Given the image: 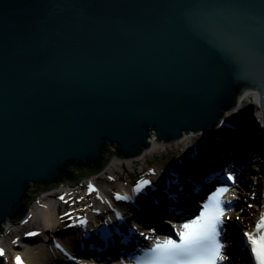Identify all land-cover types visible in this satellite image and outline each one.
Returning <instances> with one entry per match:
<instances>
[{
	"label": "water",
	"instance_id": "obj_1",
	"mask_svg": "<svg viewBox=\"0 0 264 264\" xmlns=\"http://www.w3.org/2000/svg\"><path fill=\"white\" fill-rule=\"evenodd\" d=\"M248 89L264 140V0H0V225Z\"/></svg>",
	"mask_w": 264,
	"mask_h": 264
},
{
	"label": "bare ground",
	"instance_id": "obj_2",
	"mask_svg": "<svg viewBox=\"0 0 264 264\" xmlns=\"http://www.w3.org/2000/svg\"><path fill=\"white\" fill-rule=\"evenodd\" d=\"M227 118H229L236 125H238L237 123H239L240 120L245 121L246 127H248L249 130L253 131V133H255V134L258 133V136L260 135L263 139V128H262L259 104H258V99H257V96H256L254 89H248L237 100V103L233 107L228 109L222 115L221 119H226V120H223V122H230V121H227ZM181 134H182V137L179 139L180 141L179 140L177 141V143L183 144V145L185 143L188 144L193 139L202 138V136L204 135V134L195 133L192 131H182ZM158 138H159L158 133L156 131L150 129L148 131V137L146 139L147 143H148V144H146L147 148H146V146H144V147L141 146V148L139 149L140 153H138L139 156H135L133 158H120V157H118L115 160H113L111 163L108 164V167L106 168V170L112 171V170L117 169V168L121 169L125 165H127V167L131 168V167L135 166L136 164H139L142 161H144V159H146L147 156H150L152 154L157 153L162 148H164V150H163L164 152H168L169 147H170L168 145H171L172 144L171 142H173V141L167 142L165 140L164 141L159 140ZM135 147H132L130 150H127L125 148L124 153L133 154L132 152L134 149H136ZM193 161H194V159L190 160L189 164H191ZM124 171H125V169H124ZM90 183H92V185L95 186V183H93L92 180ZM65 185H67V183H65ZM65 185L60 184L59 185L60 188L57 187L53 191L52 190L51 191L53 192V194L54 193L57 194V193L64 192V191H69L71 186H68V185L65 186ZM199 186H201V184ZM75 187L76 186H73L74 189H76ZM79 189L80 188L78 187L77 190H79ZM98 191H100V194L98 195V197H101L102 193H105V194L108 193L106 190H104V188H99ZM26 194L29 196H32V190H30V188H29ZM51 194H52L51 192L45 193L44 191H42L38 195L37 199H39V200L34 204L33 208H29V211H28L29 216H30L29 218H34V219L29 222L30 227H24L23 228L25 230L22 231L23 238L20 239V242L26 243L24 245H27L28 248L33 247L36 249V248L41 247V249H39L40 254L38 253V251H36L37 253L33 252V254L34 255L39 254L40 258H42V259H44L43 253H46L45 251H47L48 248H50L51 246L53 247L54 245H58V247H55V249L53 247V249L55 250V252L57 254H60L62 252V250L63 251L72 250L74 253H79L81 251L87 250L88 248H91V246H93V242L83 238L82 228H81V231L78 229L72 230L70 228L66 229L64 226L60 225V223H59L60 214L56 213V210L54 211V208H55L54 204L50 205L51 201H53L52 199H54L53 196H51ZM227 195L228 194H226V193L222 194L220 199H224ZM50 197H51L50 201H47V199ZM103 197L104 196H102V198ZM106 197H108V194ZM188 206H189V201L187 199V204H185V207H188ZM98 208H101V206H99ZM92 211L94 212L95 210H92ZM93 214H95V215L92 216ZM100 214H102L101 211H98L96 213H92L91 215H90V213H88L90 221L91 222L93 220L95 221L100 216ZM107 214H108V212H107ZM108 218L109 217H107V220H108ZM99 219L104 221V218H99ZM19 221H16L15 218H6L5 221L0 225V228H2V232H0V249L2 251H3L2 245H4V242L6 240L5 239L6 235H8L10 233L12 228H14V226L16 224H18ZM174 226L179 228V230H178L179 232H181L183 229L182 225L177 224ZM5 228H7V229H5ZM35 228H38L36 230L38 233L43 234V238L38 239L39 241L37 240V242L33 241L31 243V241H29L27 239L29 238V235H31V232L33 231L32 229H35ZM85 229H88V227L85 226ZM27 232H28V235L25 237ZM97 239H98L97 236L94 238L93 237L91 238V240H94V241ZM14 245H15V243H14ZM20 246H22V245H20ZM27 247H26V249H27ZM5 248H7V247L5 246ZM17 256L20 257L21 264H26V263H24L23 260H26L28 264H38V260L36 261L35 257H32L23 251L21 252L18 249L17 250L7 249L4 252V255H3V260L5 262L4 264H16V257ZM39 260H41V259H39ZM85 262L88 263L89 261H85Z\"/></svg>",
	"mask_w": 264,
	"mask_h": 264
},
{
	"label": "snow or ice",
	"instance_id": "obj_3",
	"mask_svg": "<svg viewBox=\"0 0 264 264\" xmlns=\"http://www.w3.org/2000/svg\"><path fill=\"white\" fill-rule=\"evenodd\" d=\"M228 179L232 180L233 177L229 175ZM147 183L149 182H143V184ZM136 190L138 189H134V191ZM225 191L227 189H219L209 198L210 203L205 205V208L206 210L211 208V213L206 211L197 220L182 225L185 231L178 233L179 242L167 239L162 244L157 243L150 250L156 254V257L148 264H216L218 260L226 259L221 255V245L216 241V225L221 222L219 217L223 215L218 197ZM258 227L264 228V217ZM249 240L253 245L252 251L259 264H264V236H260L259 241L249 236ZM0 255H3L2 250H0ZM16 264H21L19 256L16 257Z\"/></svg>",
	"mask_w": 264,
	"mask_h": 264
},
{
	"label": "rangeland",
	"instance_id": "obj_4",
	"mask_svg": "<svg viewBox=\"0 0 264 264\" xmlns=\"http://www.w3.org/2000/svg\"><path fill=\"white\" fill-rule=\"evenodd\" d=\"M227 121H230V122H232L229 118H227ZM170 146V145H169ZM168 147V146H167ZM164 148H162L161 150H159L157 153H161V154H165L164 153ZM155 155H156V153H155ZM151 156H153V155H151ZM151 156H148V158L150 159V157ZM148 159V160H149ZM144 163H145V159H144V161H142L140 164H136L135 166H133V167H131V168H129V167H127V165H125V166H123L121 169H119V168H117V169H114V170H112V171H109V172H112L113 173V175L114 176H116V177H118V178H120L121 177V179H127L128 178V175L129 174H133L134 172H136V173H139V172H141V170H142V168L144 167L143 165H144ZM142 166V167H141ZM135 168V169H134ZM124 169H125V172L126 173H128V175L126 174V173H124ZM134 169V170H133ZM100 176H102V178H104L103 177V175H100ZM124 177H126V178H124ZM65 183H70V182H68V181H65ZM65 183H62V184H65ZM49 201V200H48ZM57 202V201H56ZM55 202V200H53V201H51V204L50 205H53L54 204V211L56 210V213H58L60 210H62L63 211V207H61V205H59V203H56ZM58 205H59V208H58ZM33 206V205H32ZM56 207H57V209H56ZM33 208V207H32ZM82 208V207H81ZM81 208H79L78 207V209H81ZM66 214H64V216H65ZM34 218H32L31 220H33ZM28 225V224H27ZM29 226V225H28ZM15 231H13L12 233H14ZM16 233V232H15ZM5 243L6 244H8V241L6 242V240H5Z\"/></svg>",
	"mask_w": 264,
	"mask_h": 264
}]
</instances>
